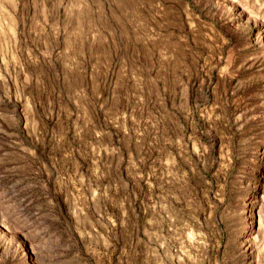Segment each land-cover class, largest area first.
I'll list each match as a JSON object with an SVG mask.
<instances>
[{"label": "rangeland", "instance_id": "374dc122", "mask_svg": "<svg viewBox=\"0 0 264 264\" xmlns=\"http://www.w3.org/2000/svg\"><path fill=\"white\" fill-rule=\"evenodd\" d=\"M0 264H264V0H0Z\"/></svg>", "mask_w": 264, "mask_h": 264}]
</instances>
